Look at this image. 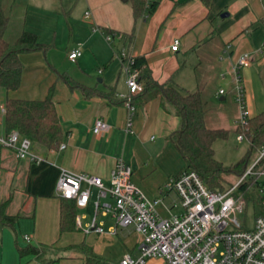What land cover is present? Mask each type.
<instances>
[{"label": "crops", "instance_id": "crops-1", "mask_svg": "<svg viewBox=\"0 0 264 264\" xmlns=\"http://www.w3.org/2000/svg\"><path fill=\"white\" fill-rule=\"evenodd\" d=\"M155 1V11L136 21L129 0H0V9L10 18L5 32L8 41L28 31L48 45L46 51L21 56L23 76L18 90L7 92L0 87V136L7 134L4 107L8 97L43 100L51 88L63 131L56 149L31 140L29 151L40 158L38 162L0 148V206L4 204L5 215L15 218L11 224L0 221V264H110L126 254L139 255L142 236L130 226L122 231L127 252L117 261L109 258L106 246L119 235V229L116 235L110 233L116 225L111 216L99 220L105 227L103 234L85 233L90 221H83L81 229L77 220L75 231L61 232V198L56 187L63 169L101 178L109 185L117 161L123 160L132 167V180L145 196L160 200L158 213L162 217L177 215L179 197L165 185L186 166L171 138L180 129L181 118L161 96L150 97L138 102L134 133H125L129 113L118 95L127 92V84L115 57L122 47L133 58H143L161 84L170 82L194 92L200 85L213 83V94L221 102L213 105L224 113L232 108L239 114L231 68L240 55L252 57L249 68L241 71L248 94L251 75H264L263 0H210L209 5L204 0H149ZM73 3L83 6V17L66 12ZM86 12H90L89 19ZM60 13L68 17H58ZM119 33L124 35L122 40L106 41L105 34ZM176 39L180 40L179 50L172 51ZM54 45L65 47L63 63L51 52ZM75 49L82 54L72 61L69 54ZM62 74L90 93L69 86ZM221 87L226 94L218 96ZM99 119L110 128L95 134ZM234 120L238 123L239 118ZM91 207L92 203L86 209ZM80 244L85 245L84 251L73 248ZM41 245L51 247L43 259L20 255L19 249ZM146 264L167 263L150 259Z\"/></svg>", "mask_w": 264, "mask_h": 264}, {"label": "built area", "instance_id": "built-area-1", "mask_svg": "<svg viewBox=\"0 0 264 264\" xmlns=\"http://www.w3.org/2000/svg\"><path fill=\"white\" fill-rule=\"evenodd\" d=\"M264 2V0H263ZM85 18H90L86 12ZM115 38L122 40L123 34H105L107 42ZM180 40L176 39L171 47L178 51ZM230 46L226 50H229ZM82 52L75 49L69 59L75 61ZM125 75L127 92L119 94L123 105L128 109L126 134L134 133V116L138 108L136 96L144 91L140 80V70L134 65L135 58L129 54L126 46L115 54ZM222 59V57H221ZM252 57L245 53L232 65V93L239 110L238 127L244 128L250 113L247 109L245 89L241 70L251 64ZM225 80V75H221ZM221 87L218 96L225 95ZM110 126L99 119L93 128L95 134L105 132ZM245 136L239 134L237 140ZM31 139L18 132L0 136V148L12 149L19 158H28L38 162L40 158L30 153ZM64 148V146H62ZM264 158V148L260 159ZM257 163L231 186L223 191L211 190L195 171H183L171 179L165 188L174 191L183 208L181 215L162 217L156 207L160 200H149L143 191L133 182V169L123 160H118L111 172L110 183L86 174H76L65 169L61 171L57 182V195L74 201L79 209L93 205V217L83 230L85 233H105L100 217H113L116 225L110 233L117 234L118 228L135 227L141 234L139 255H124L118 263L110 264H146L150 259H163L167 264H264V212L256 215L252 229H247L237 220V214L247 209V201L238 197L236 191L240 184L249 178H256L262 195L264 208V169H256ZM93 188L98 190L93 199ZM110 199L111 201H109ZM86 216L77 217V226L82 229ZM29 241V237L25 236Z\"/></svg>", "mask_w": 264, "mask_h": 264}, {"label": "trees", "instance_id": "trees-1", "mask_svg": "<svg viewBox=\"0 0 264 264\" xmlns=\"http://www.w3.org/2000/svg\"><path fill=\"white\" fill-rule=\"evenodd\" d=\"M209 5L210 0H204ZM133 16L137 21L146 12L152 14L158 2L149 0H129ZM10 24V18L0 9V87L7 92L20 88L23 76V63L21 56L39 50L46 51L48 45L39 41L36 34L23 31L15 40L8 41L5 32ZM134 65L140 70V80L144 91L136 96L135 104L150 97L161 96L171 104L181 118V127L172 135V141L186 162L184 171H195L204 183L214 191H223L227 177L238 176L239 179L247 172L246 160L243 158L230 167L216 160L213 148L214 142L220 138H227L229 130L225 128H212L208 125V117L216 107L211 103L206 92V85H200L194 92L183 91L171 84L157 82L143 58L135 59ZM62 79L71 87H79L86 93L90 89L80 86L66 74ZM4 122L6 135L18 132L22 136L41 144L48 149H56L62 142L63 131L53 100V88L43 100H28L8 97L4 107ZM251 142L252 148L264 147V111L250 117L244 128H237ZM256 169H264V158L256 165ZM239 189L248 202H253L256 215L262 214V195L259 191V182L252 177L244 180ZM78 207L74 201L61 198L60 230L72 232L76 230V216ZM15 220L4 213V204L0 206V221L11 224ZM73 248L84 251L85 245L80 244ZM51 247L28 246L19 249L20 255H34L40 259L45 258ZM95 258V257H94ZM93 258V259H94ZM96 259V258H95ZM99 264H109L100 261Z\"/></svg>", "mask_w": 264, "mask_h": 264}, {"label": "rangeland", "instance_id": "rangeland-1", "mask_svg": "<svg viewBox=\"0 0 264 264\" xmlns=\"http://www.w3.org/2000/svg\"><path fill=\"white\" fill-rule=\"evenodd\" d=\"M71 6L72 9L70 10L72 11L70 12L68 8H67L68 10L66 11L67 13L71 14V17L73 13H74V17H83L84 8L81 4L76 6L73 3ZM70 14L68 15L70 16ZM58 17H68V16H65V14L60 13V16ZM65 36H68V34ZM11 40H15V37L11 38ZM64 48L65 47L63 45H59V46L54 45L50 47L51 52L54 53L55 58H57L56 60L60 63H63L64 59L67 57L66 50ZM249 66L242 68V70L245 71V69L249 68ZM207 84H208L206 88L207 95L210 98L211 103H213L217 107V105H220L221 102L218 101V99L213 94L214 93L213 91L214 89L212 90V88H214L213 83H207ZM243 85H244L245 97L247 101V109L250 113V117H254L264 110V75H260L257 72L251 75V79L250 81H248L249 94L246 89L247 86L245 80H243ZM228 111L229 112L224 113L220 110L218 111L215 110L211 112L208 117L209 120L208 125L210 127L212 128L223 127L229 130V134L227 138H220L214 142L213 148L215 151V158L216 160L221 162L224 165V167H230L235 163H237L238 161L245 158L246 169L247 170L251 169L260 159L261 152L264 147L260 149L252 148L251 142L247 138L239 142L237 140V137L240 133L237 132L238 123L234 120V119L238 120L239 114L236 110L232 108H229ZM238 180L239 177L235 175H231L227 177L226 182L223 185L224 189H229L231 186L235 185ZM97 193L98 190L96 188H93V199L96 198ZM236 195L238 197H241L243 193L241 192L240 189H238L236 191ZM108 200L111 201L110 199ZM183 211L184 210L181 206V203L180 201H178V205L175 208L174 212L177 215H181ZM77 214L78 216L86 215L87 219L84 220V223H86L91 220L93 216V209L92 207L90 209H86V208L78 209ZM255 219H256V212L253 202H248L246 211L237 214V220L240 222L241 225H243L247 229H252L254 227ZM99 220H101V217L99 218ZM118 229H119V235L116 236L117 240L111 242L106 246V249H108V252L110 254L109 258L112 259V261H117L123 256V254L127 252L122 237V231L126 229L125 228H118Z\"/></svg>", "mask_w": 264, "mask_h": 264}]
</instances>
